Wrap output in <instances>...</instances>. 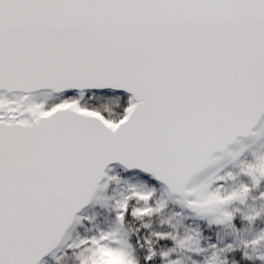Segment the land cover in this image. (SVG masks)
Instances as JSON below:
<instances>
[{
    "label": "snow or ice",
    "instance_id": "6c2138e0",
    "mask_svg": "<svg viewBox=\"0 0 264 264\" xmlns=\"http://www.w3.org/2000/svg\"><path fill=\"white\" fill-rule=\"evenodd\" d=\"M0 264H264V0H0Z\"/></svg>",
    "mask_w": 264,
    "mask_h": 264
}]
</instances>
